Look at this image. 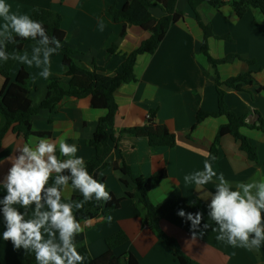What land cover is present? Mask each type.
Returning <instances> with one entry per match:
<instances>
[{
  "label": "crops",
  "instance_id": "1",
  "mask_svg": "<svg viewBox=\"0 0 264 264\" xmlns=\"http://www.w3.org/2000/svg\"><path fill=\"white\" fill-rule=\"evenodd\" d=\"M128 1L5 0V3L10 5L11 13L17 15L30 16L34 7L59 13L65 42L77 52L76 59L89 67L96 64L113 72L120 68L123 54L131 53L150 36L148 31L130 22L125 23V35L120 36L123 25L113 21L107 10L113 4L121 8ZM176 10L180 17L171 24L158 48L152 54L137 55L135 79L121 83L114 91L117 111L110 133L115 140L110 142L112 150L99 175L104 178L111 195L123 198L128 185L133 184V177H150L159 171L164 172L163 178L150 190L149 200L153 204L177 202L187 206L198 201L203 215L201 227L205 223L209 225L202 237L193 238L191 222L177 215L178 210L170 211L160 220L161 229L176 240L186 255L201 264H264V242L256 251L217 241L218 233L213 230L217 227L216 222L208 215L209 194L215 191V183L197 189L194 184L184 181L186 175L203 170L205 160H209L214 170L223 173L233 185L256 178V172L264 169L263 130L242 127L250 130L251 134L245 136L257 150L258 160L252 161L240 149V142L230 134L224 135L216 151H212L218 129L225 124L223 118L226 116L197 119L200 110L217 111L216 72L221 80H225L252 70L257 80L264 84V33L256 25V22L264 23V15L259 9L250 7L243 16H238L230 0L220 7L206 4L198 7L202 21L212 28V35L207 39L209 54L216 59L229 54L240 56L214 68L201 52L204 32L194 11L186 0H177ZM151 13L157 18L164 15L157 6L151 8ZM101 21L102 30L99 27ZM4 23L0 17V30ZM35 46L36 42L27 43L21 53L28 52L31 56ZM112 46H115L114 51H109ZM248 60L254 63L250 64ZM20 68L26 69L30 75L29 86L35 103L43 100L50 77L58 76L65 84L70 80L58 52L51 57L52 75L48 79L40 76L42 67L15 61L10 82L15 80ZM3 84L4 78L0 75V91ZM224 100L228 110L238 116L246 115L248 123L258 126L260 119L264 120L263 92H255L248 86L241 91L230 89ZM151 110H156L158 123L166 125L175 135L173 147H151L146 137H119L123 128L146 124ZM104 113V110L91 107L89 96L65 97L55 109H40L32 117V128L50 132L51 135L44 138L53 141L65 137L67 143L77 145V155L86 162L94 153L89 139ZM33 136L36 135L24 137L12 131L6 133L0 145V180L11 166L9 157ZM114 164L119 167L125 164L131 174L115 170ZM5 194L0 183V198ZM76 194L80 193L72 192L71 197ZM88 221L91 223L83 232L84 239L77 246L87 247L93 257L102 255L107 250L105 239L121 230L128 240L116 249L117 255L132 252L137 257V264H181L165 241L143 222L141 209L134 200L123 199L106 217L97 216ZM4 231L5 226L0 225V264H24L27 252L23 248L15 250L11 241H5Z\"/></svg>",
  "mask_w": 264,
  "mask_h": 264
},
{
  "label": "trees",
  "instance_id": "2",
  "mask_svg": "<svg viewBox=\"0 0 264 264\" xmlns=\"http://www.w3.org/2000/svg\"><path fill=\"white\" fill-rule=\"evenodd\" d=\"M195 13L196 20L204 32V40L201 52L206 56L208 62L216 68L220 63L231 62L240 58L237 54H229L223 58H213L208 52L207 39L212 35V28L202 21L198 12L201 4L213 7H220L226 0H186ZM177 0H129L123 7L113 4L107 10L108 16L115 22L122 23L123 27L120 36L125 35V23L130 22L142 27L150 33L138 48L129 54L122 55V63L119 69L109 72L104 67L96 64L91 67L76 59L77 52L65 42V31L62 28V17L59 13L34 7L30 13L31 19L41 22L47 30L49 36H55L61 40L62 48L58 50L63 66L70 76L68 83H63L58 76L50 77L46 85V93L39 103L33 101V96L29 86L30 75L24 68H20L15 80L10 82V71L15 63L13 60L7 62L0 61V75L4 78V84L0 91V145L7 132L19 133L24 137L36 135L38 137H49L50 132L34 131L32 128V117L40 109H55L59 102L65 97L80 98L89 96L91 107L104 110L105 113L99 118L97 127L89 139V144L93 147V155L86 161V166L90 174L98 181L105 184L103 177L99 175L102 168L107 165V157L112 150L111 141L115 138L110 133L114 126V117L117 111V102L114 97L115 89L123 82L135 79L134 65L136 57L142 53L152 54L160 45L171 24L180 17V12L176 10ZM238 16H243L250 8L259 9L264 15V0H230ZM157 6L162 9L164 15L160 18L151 13V8ZM257 27L264 33V23L256 22ZM36 42L33 40H20L17 38L15 45L9 44L7 51L11 53L14 49L22 52L25 44ZM115 46L109 48L114 51ZM253 64L254 61L248 60ZM217 91V111H198L197 119L202 120L207 116L224 115L228 123L221 125L212 146V151H216L220 139L226 135H232L240 142V149L247 154L252 161L258 160L256 148L250 144L247 137L242 135V127H256L264 131V120L260 119L259 125L247 122V116H238L226 107L224 100L227 90H244L246 86L255 92L264 93V84L260 83L252 70L238 73L225 80H221L218 73L214 80ZM132 135L136 137H146L151 147L175 145V135L166 125L158 123L156 110H151L147 123L144 125L126 127L121 129L120 135ZM58 154V153H57ZM115 170H120L125 174H131L130 168L125 164L119 167L114 164ZM164 176V172L159 171L150 177L138 175L133 177V184L128 185L125 197L112 199L104 203L91 201L85 204L84 208L75 212L78 220L85 221L97 216L106 217L113 211L123 199L134 200L140 207L143 222L155 233V235L165 241L169 250L178 258L181 264H201L186 255L178 246L176 240L167 235L160 227V220L170 211L183 209L185 212H201L200 203L197 201L191 205H183L177 202H165L153 204L149 200V192L152 187ZM107 190V186H106ZM108 191V190H107ZM72 200H82L81 194L71 197ZM19 207V206H17ZM22 210V209H21ZM0 225L5 226L2 214H0ZM77 245L84 239V233L76 236ZM128 238L123 231H118L105 239L107 250L98 257H93L87 247L79 246L78 251L85 256V264H137V257L132 252L122 255L116 254V249L127 242ZM34 253L27 252L24 264L35 263Z\"/></svg>",
  "mask_w": 264,
  "mask_h": 264
},
{
  "label": "clouds",
  "instance_id": "3",
  "mask_svg": "<svg viewBox=\"0 0 264 264\" xmlns=\"http://www.w3.org/2000/svg\"><path fill=\"white\" fill-rule=\"evenodd\" d=\"M0 17L5 21L0 30V61L42 67L40 76L48 79L52 75L51 57L62 48L61 40L49 36L44 25L29 15L11 13L5 0H0ZM103 26L101 21V30ZM17 38L36 41L31 56L16 49L7 51V46L15 45ZM223 119L228 123L226 117ZM240 132L251 134L244 128ZM77 152V145L67 143L63 136L58 141L29 137L9 157L11 166L0 180L6 191L0 198L3 239L11 241L15 250L23 248L34 253L37 264H85L75 238L91 222L81 223L75 212L88 202L107 203L112 199L105 184L90 174ZM255 177L233 185L223 173L214 170L209 160H205L203 170L184 177L186 184H194L197 189L215 183V191L209 194L208 215L216 222L213 230L218 233L217 241L234 248L260 249L264 242V169L258 170ZM72 192H79L83 199L72 200ZM177 215L191 222L193 238L202 237L209 227L207 223L201 227L203 215L199 211L185 213L180 209Z\"/></svg>",
  "mask_w": 264,
  "mask_h": 264
}]
</instances>
